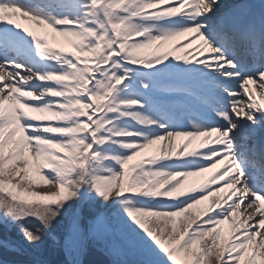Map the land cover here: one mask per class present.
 I'll use <instances>...</instances> for the list:
<instances>
[{
    "label": "snow or ice",
    "instance_id": "snow-or-ice-1",
    "mask_svg": "<svg viewBox=\"0 0 264 264\" xmlns=\"http://www.w3.org/2000/svg\"><path fill=\"white\" fill-rule=\"evenodd\" d=\"M257 96L264 0H0V264H264Z\"/></svg>",
    "mask_w": 264,
    "mask_h": 264
},
{
    "label": "bare ground",
    "instance_id": "bare-ground-1",
    "mask_svg": "<svg viewBox=\"0 0 264 264\" xmlns=\"http://www.w3.org/2000/svg\"><path fill=\"white\" fill-rule=\"evenodd\" d=\"M18 22L22 26L30 27V28L38 31L41 34L47 33L48 34L49 43L52 44L54 47L60 46L61 38L55 37V39H54L53 38L54 34H52L51 30L47 29L46 26H43V27L38 26V25H36V23L34 21L25 20L23 18H18ZM183 39H185V38H178V42H179V40H183ZM195 47H196V45H192L190 48L183 49L180 52L174 53V54H176V55H184L186 52L191 51ZM154 48H155V46H153L152 51L154 50ZM164 50H169V46L165 45ZM257 101L260 102L259 98H257ZM260 103L262 104V106H264V102L263 103L260 102ZM204 139H206V138H204ZM195 141L198 144L200 140L195 139V140H192V141H188L187 138H181V139L173 141L172 143H173L174 148L177 149V150H179L182 145L187 144L188 145V151H192L194 149L199 148V146H197V144L194 143ZM208 141H209V143H211V138H208ZM168 144H169V142L167 140L161 141L159 144L154 145L151 149L147 150V152L145 154H142V155L156 154L159 151L166 150L168 148ZM199 145H200V143H199ZM218 167H223V165H218ZM211 175H212V173L209 172V173H202L201 175L196 176V177H192V185L199 186L200 184H203L204 182H206L208 180V178ZM37 190H40V189H37ZM45 191H48V189H46ZM227 191L228 190H225V192L220 193L219 197L225 196L227 194ZM208 203H209L208 201H205L204 205L197 206V208H195V209H193L191 211L197 212L198 210L205 208L208 205ZM222 228H223L224 233L227 235L231 231V224L228 223V222H225V224L222 226Z\"/></svg>",
    "mask_w": 264,
    "mask_h": 264
},
{
    "label": "rangeland",
    "instance_id": "rangeland-1",
    "mask_svg": "<svg viewBox=\"0 0 264 264\" xmlns=\"http://www.w3.org/2000/svg\"><path fill=\"white\" fill-rule=\"evenodd\" d=\"M48 186L42 187V188H37V189H46ZM35 189L36 191H39ZM119 243V241H117ZM122 253H123V258L129 261V264H132V262L136 259V257L131 253V251L127 247H122ZM6 260L8 259H13L14 257L5 254L4 256Z\"/></svg>",
    "mask_w": 264,
    "mask_h": 264
},
{
    "label": "trees",
    "instance_id": "trees-1",
    "mask_svg": "<svg viewBox=\"0 0 264 264\" xmlns=\"http://www.w3.org/2000/svg\"><path fill=\"white\" fill-rule=\"evenodd\" d=\"M59 231H60V230H59V228H57V229H56V233H58ZM49 240H50V239H49ZM50 242H51V240H50ZM45 249H46V250H49V247H48V245H47V246H45Z\"/></svg>",
    "mask_w": 264,
    "mask_h": 264
}]
</instances>
